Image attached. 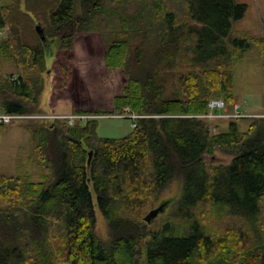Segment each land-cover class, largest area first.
Segmentation results:
<instances>
[{
    "label": "trees",
    "instance_id": "1",
    "mask_svg": "<svg viewBox=\"0 0 264 264\" xmlns=\"http://www.w3.org/2000/svg\"><path fill=\"white\" fill-rule=\"evenodd\" d=\"M247 11L236 0L0 5V111L92 116L21 120L41 181L0 172V264H264V116L222 118L227 130L200 117L212 99L237 103L236 71L253 45L264 60V36L237 34ZM84 89L97 111L80 107ZM115 113L139 116L136 127L101 137L99 118ZM173 181L181 196L166 208L183 235L173 224L149 230L165 210L145 219Z\"/></svg>",
    "mask_w": 264,
    "mask_h": 264
},
{
    "label": "rangeland",
    "instance_id": "2",
    "mask_svg": "<svg viewBox=\"0 0 264 264\" xmlns=\"http://www.w3.org/2000/svg\"><path fill=\"white\" fill-rule=\"evenodd\" d=\"M9 0H0V5L8 3ZM238 3L246 4L248 11L245 17L235 22L236 31L239 37H259L264 36V0H236ZM37 28V27H36ZM5 34L1 35L4 36ZM7 73H19V69L14 63L5 65ZM102 78H100L101 80ZM46 94L43 96V102L46 103L49 95V87L46 89ZM236 106H241V109L247 111L248 117H263L264 116V60H262L258 47L253 45L245 54V58L236 71ZM213 100V99H212ZM222 100V99H218ZM80 107L90 104L92 112L97 111L101 104L98 100H92L86 97V91L78 99ZM78 105V106H79ZM232 107H228L231 110ZM107 110L112 109V105L106 107ZM229 113L228 111H226ZM245 114V113H244ZM72 115V114H71ZM25 119H50L42 116H58L52 114L41 115H24ZM32 116V117H29ZM59 116H70V114H63ZM126 116V115H124ZM121 116L115 113L114 115H104L99 118L98 133L104 138H122L133 131V122L128 117ZM130 116V115H129ZM20 122L15 121L10 127H0V172L19 175L31 174L36 182L41 181V172L37 168L32 147L31 134L20 127ZM63 122V121H60ZM231 120L221 119L212 122V125L220 124L222 130H227ZM250 120L242 119L240 126L242 130H246ZM59 130V127L56 128ZM219 155V156H218ZM217 156L226 162V156L218 154ZM232 158H229L228 163ZM221 163V162H218ZM216 163V164H218ZM182 182L173 181L166 188L160 200L155 204V207H160L166 203V207L172 204L181 196ZM176 201V202H177ZM154 207V208H155ZM165 207V208H166ZM97 210V233L101 238H106V223L103 214L96 204ZM172 209L166 208L165 211L153 220L149 230L154 231L164 228L167 224H173V234L183 235L186 232V227L183 222L178 219L171 218ZM170 231V230H169Z\"/></svg>",
    "mask_w": 264,
    "mask_h": 264
},
{
    "label": "built area",
    "instance_id": "3",
    "mask_svg": "<svg viewBox=\"0 0 264 264\" xmlns=\"http://www.w3.org/2000/svg\"><path fill=\"white\" fill-rule=\"evenodd\" d=\"M0 35H2V31L0 30ZM209 108H210V113L200 116L202 118H207V119H222V118H245L248 117L247 113L245 110L241 109V106H236L234 105L231 110H228V106L224 100H218V99H213L209 103ZM226 111H230L227 113ZM245 113V114H244ZM26 116L24 115H14V114H7L2 111H0V127L3 126H10L12 125L15 121H19L22 119H25ZM32 117V116H29ZM50 119H66L68 120L70 125H73L74 122L78 119L81 118H91L92 116H85V115H70V116H42ZM124 117H128L133 120V127H136V123L134 122L135 119H137L139 116L137 115H126Z\"/></svg>",
    "mask_w": 264,
    "mask_h": 264
},
{
    "label": "water",
    "instance_id": "4",
    "mask_svg": "<svg viewBox=\"0 0 264 264\" xmlns=\"http://www.w3.org/2000/svg\"><path fill=\"white\" fill-rule=\"evenodd\" d=\"M41 26H42L41 24H38L36 30H37L38 34L41 36L42 40L45 42V41H47V38L44 35V32L41 29ZM92 157H93V151L90 152L89 163H91ZM204 160L213 161L214 163L223 162L222 159L220 157H218L217 155H209V154L204 155ZM165 207H166V203L161 205L157 209L151 211L146 216V218H145L146 221L150 223L154 218H156L161 212H163L165 210Z\"/></svg>",
    "mask_w": 264,
    "mask_h": 264
}]
</instances>
